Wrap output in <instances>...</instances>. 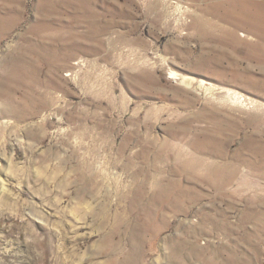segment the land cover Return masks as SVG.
Wrapping results in <instances>:
<instances>
[{
	"label": "rangeland",
	"instance_id": "rangeland-1",
	"mask_svg": "<svg viewBox=\"0 0 264 264\" xmlns=\"http://www.w3.org/2000/svg\"><path fill=\"white\" fill-rule=\"evenodd\" d=\"M0 264H264V0H0Z\"/></svg>",
	"mask_w": 264,
	"mask_h": 264
},
{
	"label": "bare ground",
	"instance_id": "bare-ground-1",
	"mask_svg": "<svg viewBox=\"0 0 264 264\" xmlns=\"http://www.w3.org/2000/svg\"><path fill=\"white\" fill-rule=\"evenodd\" d=\"M62 65V64H61Z\"/></svg>",
	"mask_w": 264,
	"mask_h": 264
}]
</instances>
